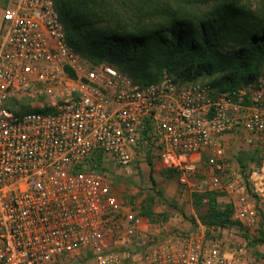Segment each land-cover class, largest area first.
Instances as JSON below:
<instances>
[{"label": "built area", "instance_id": "2783aa9c", "mask_svg": "<svg viewBox=\"0 0 264 264\" xmlns=\"http://www.w3.org/2000/svg\"><path fill=\"white\" fill-rule=\"evenodd\" d=\"M2 23L0 264H264L232 228L177 232L146 218L94 161L156 158L182 191L226 195L233 219L253 229L256 201L221 155L226 137L264 143V69L234 90L166 72L137 85L81 57L53 0H7ZM24 100L37 111L20 114Z\"/></svg>", "mask_w": 264, "mask_h": 264}, {"label": "trees", "instance_id": "16d2710c", "mask_svg": "<svg viewBox=\"0 0 264 264\" xmlns=\"http://www.w3.org/2000/svg\"><path fill=\"white\" fill-rule=\"evenodd\" d=\"M53 2L67 41L85 61H105L137 85L154 83L166 72L176 82L207 77L218 90H234L252 82L264 69V6L251 9L241 0ZM195 6L204 10L186 11ZM27 103L15 104L20 114L37 111ZM94 161L96 170L104 172L99 158ZM148 164L153 183L150 160ZM238 165L244 167L241 159ZM192 195L195 205L206 208L202 218L206 227H236L249 247L256 246L240 224L231 220L230 202L220 199L223 193Z\"/></svg>", "mask_w": 264, "mask_h": 264}, {"label": "rangeland", "instance_id": "374dc122", "mask_svg": "<svg viewBox=\"0 0 264 264\" xmlns=\"http://www.w3.org/2000/svg\"><path fill=\"white\" fill-rule=\"evenodd\" d=\"M241 3L251 9H262L264 0H241ZM201 7H186V11L197 13L203 11ZM208 81L207 77L200 78ZM223 152L221 160L225 167L238 175L249 186V191L256 201L258 221L253 229L242 230L252 238L256 246L251 247L255 258L264 261V200L254 191L251 185L253 172L264 171V154L253 157L254 146H246L237 137H226L222 142ZM253 159L251 160V158ZM238 159L244 163L240 168ZM154 182L149 177L150 167L148 161L142 158L128 168H114L107 163L105 174L111 193L122 202L133 206L146 218L153 222L162 221L171 231L186 232L197 224L207 226L202 220L206 216V208L203 204H194L193 195L182 191L177 176L164 168L156 158L150 160ZM203 173V169L201 170ZM232 214V213H231ZM231 220L233 219L231 215ZM238 223V222H237ZM238 237H242V231L236 227H230Z\"/></svg>", "mask_w": 264, "mask_h": 264}, {"label": "crops", "instance_id": "0c3cea01", "mask_svg": "<svg viewBox=\"0 0 264 264\" xmlns=\"http://www.w3.org/2000/svg\"><path fill=\"white\" fill-rule=\"evenodd\" d=\"M6 1L5 2L0 1V33H1L2 24H3L2 23V10L6 4ZM253 152L256 154L255 156H258V155L260 156L261 154H264V143L259 144L257 148L254 149ZM251 181H252L251 185H253L254 188L259 189L260 192L258 195L262 197L264 200V171H263V168L261 169L260 172L256 171L252 173ZM220 199L221 201H223L222 203L229 201L226 195Z\"/></svg>", "mask_w": 264, "mask_h": 264}]
</instances>
